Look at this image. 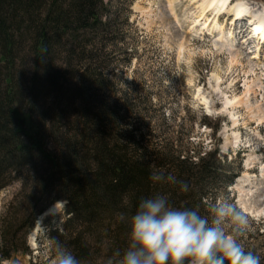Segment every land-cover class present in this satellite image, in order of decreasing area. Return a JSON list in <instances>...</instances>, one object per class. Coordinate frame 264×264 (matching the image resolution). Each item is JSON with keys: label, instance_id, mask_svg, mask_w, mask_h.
I'll list each match as a JSON object with an SVG mask.
<instances>
[{"label": "trees", "instance_id": "trees-1", "mask_svg": "<svg viewBox=\"0 0 264 264\" xmlns=\"http://www.w3.org/2000/svg\"><path fill=\"white\" fill-rule=\"evenodd\" d=\"M109 11L104 0H0V192L20 185V200L0 217V263L28 253L27 235L60 201L65 219L50 232L53 246L81 264H106L126 246V217L141 197L160 192L208 215L217 184L234 182L217 149L152 143L136 107L117 98L106 74L117 32ZM152 172L188 191L153 183Z\"/></svg>", "mask_w": 264, "mask_h": 264}, {"label": "rangeland", "instance_id": "rangeland-1", "mask_svg": "<svg viewBox=\"0 0 264 264\" xmlns=\"http://www.w3.org/2000/svg\"><path fill=\"white\" fill-rule=\"evenodd\" d=\"M167 1L104 0L117 22L113 44L108 46L106 74L117 98L132 103L138 118L149 124L152 143L171 138L193 153L200 146L205 151L218 150L226 174L235 179L225 190L224 181L217 184L215 200L225 196L242 210H249H243L249 226L241 242L260 255L264 264V123L251 120L242 107L222 109L225 97H241L245 83L258 79L264 88V61L251 60L257 66L247 74L251 49L242 50L239 45L240 64L229 66V52L221 49L218 36L211 31L201 35L205 34L200 31L202 26L193 32L189 29V21L197 13L190 0H174L172 10L176 15L169 12ZM239 1L254 11L264 8V0ZM207 17L211 20L214 16L208 13ZM214 74L220 78L217 88L211 79ZM197 93L206 103H200ZM250 102L264 108V90L257 91ZM231 113L237 119L234 127ZM234 134L240 137L238 144H234ZM246 175L250 182L239 196L237 185ZM19 191L20 185L15 183L0 192V217L11 202L18 203ZM55 205L58 209L50 212ZM65 205L56 203L47 216L37 219L26 237L28 253L0 264H53L54 246L49 235L51 230L62 228Z\"/></svg>", "mask_w": 264, "mask_h": 264}, {"label": "clouds", "instance_id": "clouds-1", "mask_svg": "<svg viewBox=\"0 0 264 264\" xmlns=\"http://www.w3.org/2000/svg\"><path fill=\"white\" fill-rule=\"evenodd\" d=\"M149 179L179 185L181 192L189 188L186 182L162 172H152ZM126 219V246L113 249L106 264H261V256L241 242L248 231L247 215L225 196H219L208 215H202L196 209L175 207L167 194L156 192L141 197ZM53 264L81 261L54 241Z\"/></svg>", "mask_w": 264, "mask_h": 264}, {"label": "bare ground", "instance_id": "bare-ground-1", "mask_svg": "<svg viewBox=\"0 0 264 264\" xmlns=\"http://www.w3.org/2000/svg\"><path fill=\"white\" fill-rule=\"evenodd\" d=\"M233 1L234 0H190V4L192 6H195L194 9H196L197 13L196 17L193 20L189 21V29L193 32L197 27L200 28L202 26V29L200 31H211V35L214 34V32L216 34L218 33V43L221 44V49L226 48L230 55L228 63L229 66L240 64L238 52L239 49L237 46H243L248 42L253 43L254 40H257L258 48L256 51H258L259 48L264 45V8L258 7L255 8L254 11L250 9L244 1L236 0L234 4ZM173 3L174 0H168L166 4L169 7V12L176 15L172 10ZM208 13L214 16L213 19L210 20V18L207 17ZM174 15H172V17L176 20ZM220 16L228 18L227 21H224L225 24L224 22L219 23ZM243 17H247L250 29L248 30L249 33L246 32V35L238 37V34L233 32V27L235 25H238L239 22H243ZM228 21L230 22L229 24ZM239 31L241 33V29H239ZM201 35L204 36L205 34L201 33ZM238 39L239 41L236 42V40ZM253 54L256 55V53ZM255 57H252V59L249 58V61L246 62L247 66L249 67V72H247V74L252 72V69L257 66L256 63H252ZM211 79L212 83L214 84V88H217L220 81L219 76L217 74H214ZM259 90H264V88L261 87L258 79L256 81H251L250 83H245L241 97H225L222 109L224 111H227L228 109L233 111L237 108L242 107L248 113V116L251 120L264 123V108L257 105L256 103L250 102L251 98L255 97L256 92ZM196 97L198 98L200 103H206L205 98L200 97L199 93H197ZM230 118L232 126H236L237 119L235 118V115L231 113ZM233 141L234 144H238V142L240 141V137L238 134H234ZM248 165L249 161L247 162L246 166ZM249 182L250 181L247 175L240 179L237 185L239 196L243 191L244 185L248 184ZM57 209L58 205L51 207L49 211L55 212ZM243 210L249 211L246 210L245 207H243ZM49 211L47 213H49Z\"/></svg>", "mask_w": 264, "mask_h": 264}, {"label": "water", "instance_id": "water-1", "mask_svg": "<svg viewBox=\"0 0 264 264\" xmlns=\"http://www.w3.org/2000/svg\"><path fill=\"white\" fill-rule=\"evenodd\" d=\"M47 215V212L45 214H43V216H46Z\"/></svg>", "mask_w": 264, "mask_h": 264}]
</instances>
